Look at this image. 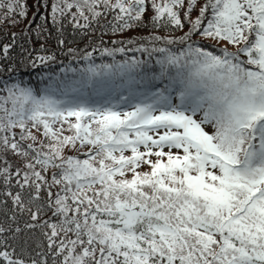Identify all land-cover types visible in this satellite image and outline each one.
I'll use <instances>...</instances> for the list:
<instances>
[{
    "label": "snow or ice",
    "instance_id": "snow-or-ice-1",
    "mask_svg": "<svg viewBox=\"0 0 264 264\" xmlns=\"http://www.w3.org/2000/svg\"><path fill=\"white\" fill-rule=\"evenodd\" d=\"M149 5L187 31L68 49L77 66L29 52L19 78L0 63V180L19 189L0 264H264V0H53L51 19L112 14L115 35ZM28 12L0 0V20Z\"/></svg>",
    "mask_w": 264,
    "mask_h": 264
},
{
    "label": "trees",
    "instance_id": "trees-1",
    "mask_svg": "<svg viewBox=\"0 0 264 264\" xmlns=\"http://www.w3.org/2000/svg\"><path fill=\"white\" fill-rule=\"evenodd\" d=\"M48 7H36L37 0H27L29 7L27 19H21L16 17L18 23L13 25L12 21L9 20H0V58L4 57L3 47L5 45L9 46V55L11 60L0 59V63L5 64H15L18 72L17 78L23 74L26 69L21 61H25L28 58V53L31 52L32 56L35 55H51L55 54L58 58V61H62L64 65L68 64L71 60L74 66L76 61L72 60L71 54H68V49H75L77 53L82 54V50L92 51L93 46H99L101 44V39L103 40L105 47H119L121 45L113 44V40H122L127 41L129 39L135 40L137 44L145 42V38L151 35H182L184 31H187V26L183 31H172L169 32L168 29L163 27H153L151 23V17L154 15L150 5L147 13L144 17L143 25L128 29L124 32L117 33L113 35L111 31H107V34H104L106 29L102 28L101 25L108 24L112 20V14H109L106 20H101V25L93 24V30L87 29H77L75 25L70 22V18H65L61 24L53 25L51 19V4L53 0H47ZM200 5L205 3V0H199ZM75 11V9H73ZM198 15V10L193 12V18ZM42 17L44 19H42ZM83 23V21H81ZM38 26H42L38 28ZM39 36V38H37ZM63 40L64 44H59V40ZM204 43L213 44V41H205ZM41 47L46 49V51H40ZM126 47H134V45H126ZM231 51H236L235 47L229 46ZM97 58L96 62L100 63L101 58L99 52L93 53ZM128 55H133V53H128ZM136 55H140L136 53ZM79 57L77 56V59ZM105 60L110 62V58L105 57ZM117 59H122L121 56H117ZM80 64H83V61H80ZM62 65L57 63L55 68L59 71V68ZM26 81L31 79L35 87L41 88L42 85L35 84V76L23 77ZM19 132V129H16ZM35 131V130H34ZM39 135V134H37ZM73 155L74 153H67ZM130 154V153H126ZM83 159L84 157L81 156ZM7 159L14 166L23 167V164L20 158L15 157L11 154L8 155ZM2 166V162H0ZM143 171H148L147 167L142 169ZM19 189L15 185V181L11 187L6 186L2 180H0V223H11L10 217L12 215V210L14 205L12 200L5 193L7 191H12L15 193ZM46 218V217H45ZM23 227V223L20 224ZM11 235V234H6ZM38 235V233H37ZM39 251V249H37Z\"/></svg>",
    "mask_w": 264,
    "mask_h": 264
},
{
    "label": "rangeland",
    "instance_id": "rangeland-1",
    "mask_svg": "<svg viewBox=\"0 0 264 264\" xmlns=\"http://www.w3.org/2000/svg\"><path fill=\"white\" fill-rule=\"evenodd\" d=\"M208 131H211V128L207 129Z\"/></svg>",
    "mask_w": 264,
    "mask_h": 264
}]
</instances>
